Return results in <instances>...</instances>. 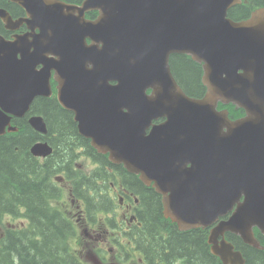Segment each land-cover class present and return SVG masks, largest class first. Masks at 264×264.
I'll return each mask as SVG.
<instances>
[{"label":"water","instance_id":"1","mask_svg":"<svg viewBox=\"0 0 264 264\" xmlns=\"http://www.w3.org/2000/svg\"><path fill=\"white\" fill-rule=\"evenodd\" d=\"M9 1L28 18L0 9L5 29L25 22L31 32L0 35V136L18 131L13 118L36 98L51 96L55 70L59 102L75 113L80 134L112 163L154 182L165 216L181 230L213 226L234 211L209 243L223 264H246L225 233L261 248L253 229L264 235V7L234 21L229 11L243 0ZM91 11L96 20L85 19ZM173 55L203 65L202 98L179 86ZM220 103L246 115L232 120ZM28 123L47 133L43 117ZM52 152L45 142L31 148L38 157Z\"/></svg>","mask_w":264,"mask_h":264},{"label":"flooded vegetation","instance_id":"2","mask_svg":"<svg viewBox=\"0 0 264 264\" xmlns=\"http://www.w3.org/2000/svg\"><path fill=\"white\" fill-rule=\"evenodd\" d=\"M10 4L15 5L19 9L17 10L14 6L12 10L8 9L15 19L27 18V13L21 6L12 2ZM82 4L83 1L81 0L76 3L78 6ZM97 17V11L86 13V18L89 20H95ZM0 31L3 32L1 35L5 39L12 40L14 35L29 33V27L24 22L15 31L6 29ZM36 33L39 34L40 30H36ZM88 42L90 43L91 41L88 40ZM198 64L203 70V65ZM42 68V65L38 66L39 70ZM56 74L55 70H51V96L38 98L54 100L59 107L68 113L71 126L75 129L71 141L73 150L56 152L55 142L59 135L56 133L49 134L50 123L44 114H36L31 111L37 98L25 116L14 117L12 123L17 124V122L24 120L26 117L29 120L30 117L37 115L45 120L47 127V133L45 134L39 133L29 126L32 130L44 136L38 142L49 143L53 148V152L47 157H38L31 154L37 158L36 161L40 166L47 164H52L53 166L52 178H47V181L56 192L54 199H57L56 202L58 203V211L53 214L60 217L62 221L66 220L72 223L75 235H77L75 241L80 245L77 254L81 257L82 264H122L129 258H138V263L135 264H204L202 262L197 263V260L193 262L186 256L182 257L180 253L174 251V248L172 249L175 240L173 235L187 234L205 235L206 253L209 257H214L209 240L211 232L217 224L206 228L181 230L178 223H175L171 218H167L165 216L163 197L157 193L152 184L147 185L141 182L138 176L128 172L122 164L116 165L112 163L108 154L98 152L91 145V140L80 134L79 123L75 120V113L62 107L59 102ZM203 87L206 90L204 85ZM244 116L245 113H242L240 117L231 118L235 120ZM163 121H165L163 118L155 120L153 124L158 125ZM149 132L150 130H148ZM53 156H56V159L53 160ZM59 157L62 158L59 159ZM154 201L159 206V218L157 221L152 213ZM90 204L94 208L91 209ZM231 214L230 212L227 216L220 217L217 223L227 221ZM63 223L66 224L65 221ZM153 224L155 225L154 229H152ZM21 226V224L18 225L20 229H22ZM24 226L26 227V224ZM38 234H40V231L37 232ZM140 235H158L162 239L160 244H158V262L153 263L146 259V252H148L149 248L140 243ZM254 235H257V238H259L258 235H261L257 228L254 229ZM230 236L240 240L234 233H225V238ZM83 240L88 244H92V249L86 248ZM219 240H222V238L220 237ZM154 245L156 246L155 243ZM60 251L62 252V250ZM177 259H179L180 263H177Z\"/></svg>","mask_w":264,"mask_h":264},{"label":"trees","instance_id":"3","mask_svg":"<svg viewBox=\"0 0 264 264\" xmlns=\"http://www.w3.org/2000/svg\"><path fill=\"white\" fill-rule=\"evenodd\" d=\"M63 1L76 4L80 0ZM13 6L16 7L10 4L9 0H0V8L12 10ZM261 7H264V0H244L241 5L229 11V17L234 21H243ZM16 9L19 10L17 7ZM3 28L0 20V30L4 31ZM2 33L0 31V34ZM170 65L173 75L187 95L194 98H202L205 95L206 90L202 84L203 70L198 63L186 55H173ZM219 108H228L232 118L245 113L242 109H235L233 105L220 104ZM31 111L44 114L50 123L49 134L59 135L55 142L57 153L73 150L71 141L75 129L71 126L65 110L54 100L37 98ZM14 125L19 128L18 132L0 136V227L5 226L6 216L15 217L22 209L26 210L25 215L29 221L25 229L16 225L6 229L5 235L0 238V264H82L81 257L73 246L77 235L72 223L66 220H63L66 224L63 223L60 217L51 215L49 210V202L56 194L53 186L47 181V178H52L53 166H40L30 151L44 136L31 129L28 117ZM52 159H56V156ZM90 208L94 206L90 204ZM152 211L157 221L159 206L156 201L153 202ZM30 227H35L40 234H29L27 229ZM154 228L153 224L152 229ZM173 236L175 240L172 249L182 257L186 256L193 262L197 260V263L221 264L216 257L207 255L205 235ZM258 236L264 247V236ZM228 239L242 251L247 264H264V250L247 246L232 236ZM161 240L158 235H140V243L149 248L146 259L150 262L158 261V244Z\"/></svg>","mask_w":264,"mask_h":264},{"label":"rangeland","instance_id":"4","mask_svg":"<svg viewBox=\"0 0 264 264\" xmlns=\"http://www.w3.org/2000/svg\"><path fill=\"white\" fill-rule=\"evenodd\" d=\"M57 199H51L50 202H49V210H50V213L53 214V213H56L58 210V203L56 202ZM60 207L64 210V208L60 205ZM19 215H16L15 217H12V216H6L4 218V224L5 226L3 227H0V238L5 235V232H6V229L9 228V226H17L19 224H21V228L22 229H25L24 227V224H27L29 220H27V217H26V210L22 209L20 210L19 212ZM28 233L29 234H37L36 232V228L35 227H30L27 229ZM84 241V240H83ZM85 242V247L88 248L89 250L92 249V244H88L86 241ZM73 246H74V249L75 251L77 252L78 251V248L80 247L79 243L77 241H73ZM135 263H138V258H129L127 261H124L122 264H135ZM177 263H180L179 262V259H177Z\"/></svg>","mask_w":264,"mask_h":264}]
</instances>
